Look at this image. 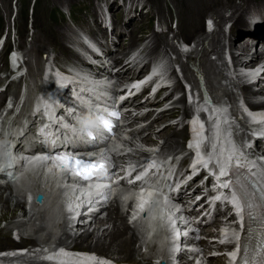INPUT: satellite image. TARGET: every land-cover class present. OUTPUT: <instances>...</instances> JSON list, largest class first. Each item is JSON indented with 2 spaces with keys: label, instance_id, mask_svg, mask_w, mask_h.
<instances>
[{
  "label": "rangeland",
  "instance_id": "rangeland-1",
  "mask_svg": "<svg viewBox=\"0 0 264 264\" xmlns=\"http://www.w3.org/2000/svg\"><path fill=\"white\" fill-rule=\"evenodd\" d=\"M160 1L162 2L163 12L161 13L162 15L158 16L156 10L152 7L156 3V0H0V38L2 39L3 37H5L3 52L7 51V49H14V48L18 49L17 56L19 59H17L16 61L19 65H21V70L19 71L18 75L20 74L22 75L21 78L18 77L14 78V75L12 74L10 76L5 77V75L10 73V69L8 67L7 61L0 60V87H3L4 85H6V83H9L8 84L9 88L6 89L5 92L7 96V103H8L7 106L15 99V95L17 94L20 88H24L22 97H23V101L28 104L36 93L39 92L41 93L42 90H44L47 87V85H51L49 78H44L43 80L40 77L41 67L43 65L45 55H49L50 58L53 60V64L55 65L59 63L64 64L66 63V61H71V59H73L74 57V53L69 48V45H72V42H74L73 39L77 37V33L78 35L80 33L82 34L85 33L92 38V36L89 35L87 29L83 26L89 27L90 29L94 30L93 38L95 37V35L97 36V34L105 35V32L103 30L104 25L102 23V18L104 17L107 19H111V21L114 23L113 25L115 26L116 29L115 32L117 35L119 31L123 32V36H121L120 38L118 36V42L112 48V52L108 53L110 59H112L113 65L117 66L116 68L117 70L119 67L118 61L122 62V64L124 63L125 65L129 64L128 61L125 62V60H127V56L123 57L122 60L121 55L123 50H125V48L127 50L129 49V47L127 46L128 44L127 42L130 32L133 31L138 38L147 36L146 34H148V32H152L153 30L154 32H159V33L167 32L168 33L167 38L170 39L169 43L174 47V49L176 50L175 52L171 53V51H167L166 47L161 46L160 48L161 50L159 49L160 51H158L157 53L146 54L145 56L144 48H146L149 45V41L145 40L143 43H141L140 41L136 42L139 45L141 44L140 46L143 51L140 54V59H138L137 62L141 61L143 57L154 56L155 58L152 63V65H154L156 64V62L158 63L160 62V58L165 57L164 61L162 62V66H163L162 68L165 67L163 69L162 78L164 84L166 85L164 87H161L162 89H164V92L159 95L158 93H156V97L154 98L153 103L149 104V106L153 109H150L149 112L145 113L149 108L147 106L141 108L142 111H138L136 114L137 118L139 119L136 120L135 123L133 122L134 124H132V127L129 130H127V132L121 133L122 134L121 138H123V140H119L117 139V137H115V142H117V144L115 143V145L118 146L117 151H119L121 155L123 154L125 155L123 159V164L129 163L130 161L137 159V157L145 155V153L149 154L153 152V154L156 155V151H159V154L173 152L174 154H176V160L180 161L181 160L179 156L181 149V147H179L180 145L172 144L171 142L172 138L170 136L166 138L167 140L164 137H160V133L166 131L170 126L172 127V130L173 129L177 131L185 130V128L182 129L180 128L181 126H179V123L181 122V119L179 117V113L176 112L178 110L176 104H178L179 101L171 102V99L173 97L174 98L176 97V99L179 97L181 91L180 89H175V85L177 84L181 85L182 81H185L187 79L186 77L187 68L191 78L190 81L191 83L195 82L194 75H196V72H193L190 69L189 65H187V62H185L184 60L185 57L183 55H182L183 59L182 60L180 59L181 56L178 54L179 52L177 51L178 44L180 41H182L181 40L182 37L178 35L176 36V34H179L180 32L178 26V18L176 16L177 15L176 12H178L177 6L175 5L173 0H160ZM245 1H246L245 13L244 12H243L244 14L240 13L239 16H235L234 19L232 18V20H230L231 11L229 9L223 10L221 12L225 21H220L218 18L216 19L211 12H206V14L203 16L204 18L207 17L210 20L211 29L207 31V27H208L207 24L205 30L204 28H202L199 33L191 35L190 37L192 41H195L198 44V46H196L197 51L195 50L196 51L195 57L197 54H199V58L197 57L198 63L195 62L196 64H194V67H196L197 65L198 71L202 74L206 89L211 93L212 97L216 98V100H221L223 97H225L226 99H228L229 104L232 103V100L234 98L240 97L239 88H238V86L240 85L239 83L240 80L238 77H236L237 75L232 70L231 66L226 65V63L223 60V57L222 59H217V54H215L214 52H209L211 50L209 40L213 36L215 38L218 37V39L220 38L221 45H223L225 48V45L228 46L229 38L237 37L238 32H241L243 30L244 24H248V21L252 19L254 20L256 19L259 21L257 25L264 23V19H263L264 0H245ZM237 3H241V0H235L236 5H238ZM241 15L243 17H241ZM163 18L165 20L164 22L162 21ZM33 19H34V23H33ZM126 21H128L129 23H125ZM166 22H167V26L166 24H164ZM229 22L233 23L232 29H234V31L231 33L234 36H232V34L228 35ZM219 24L221 27V33L218 36L217 33L215 35V33L213 34V32L217 28H219ZM51 26L59 30L61 28L67 27L66 28L67 37L62 39V45L65 48L67 47L66 49L69 52L60 53V51L54 48V45H48L45 47V49L39 47L38 54L40 55L37 56L38 55L37 54L33 56L29 52L31 47H33V45L34 46L40 45L43 39L45 40L47 37H49L45 35L44 32L41 31V28H43L44 31L46 28ZM246 26L247 25H245V27ZM120 28H123V30H121ZM200 35H202V37H200ZM93 38L92 40L94 41ZM204 38L206 40H203ZM108 40H110L109 37ZM109 42L111 43V47H112V44L114 43L113 40L112 41L110 40ZM121 43L123 44L121 45ZM121 46L124 48L121 49L122 48ZM3 52H0V57L3 56ZM203 52L209 53L205 57L206 60L212 64L211 70L209 72V79L211 81L210 84L213 87L212 89H210L207 73L204 70V68H202L201 66L202 64L201 61L205 59V57L203 58V60L200 59V54L202 56ZM155 54H157L158 56L160 55V57H157V55ZM187 55H192V54L188 53ZM111 56H114V58ZM191 58L192 57H190V59ZM145 61L147 62V59ZM108 63L111 62L108 60ZM166 63L168 66L166 65ZM185 63L187 66L185 65ZM134 64H135L134 62L132 63V65L130 63L128 65L129 67L127 66V68L123 72H121V74L120 73L118 74L121 78L118 77L117 78L120 81H122L121 79H123L124 74L129 72V68L132 69L131 67ZM143 65L145 66V64ZM184 66L186 67L184 68ZM147 68H149V66ZM16 80H19V83L16 87H14ZM261 84H259L258 86H260ZM161 88H159V90ZM243 88H241V90ZM158 96L162 97L164 102L156 106L157 105L156 98ZM173 106L174 108L170 110V108ZM231 106L233 107V105ZM163 111H174L175 112L174 119H169V118L163 119V117L158 116ZM144 113L146 114V116L142 117ZM148 114L149 115L151 114V116L147 117ZM4 117H5L4 111L2 110V114L0 111V121H2ZM157 117L159 120L157 119ZM149 124L152 125V129L148 131L146 129ZM1 126L2 125L0 123V129ZM135 129L136 130L142 129L141 131L142 133L134 134ZM185 137L186 136L184 137L181 136V139L183 140ZM143 138H145L144 141L151 140L149 145H147L143 141ZM181 139L178 140L181 142L182 141ZM111 143L114 144L113 142ZM110 147H112L111 144ZM31 176L32 175L30 176L27 175L26 176L27 180L25 178L24 183L22 181L20 186H17L15 182L11 180H9L10 182L8 180H2L1 182V185H3L4 187L8 184L9 189L6 188L7 186L4 188L3 186L0 185V189L1 192L3 193V196L4 197L7 196L10 199L11 209L14 210L12 214L8 215V217H12L11 221L7 219L0 220V228L9 227L12 230L11 233L9 234L10 237L9 240L10 244H8L9 246L26 247V251L23 254L22 258L18 259L22 263H30L31 260H32L31 263L35 262L39 258V254L42 253V251H46L50 249L52 247V244L56 243L58 240H61L64 237L63 234L66 233L63 230L64 215L66 214V212L62 211L65 209H62L61 205L57 206L55 201L56 200L58 201L60 197L59 193L61 194V192L67 190V188H62V189L58 188L59 187L58 185H60L61 187V184H59L60 180H55V182L53 180H48L44 173L40 174V172L38 173L36 172L34 177ZM51 181H53V183ZM65 184L71 185L73 184V182L67 181ZM48 190H49V194H48ZM51 192L52 194H50ZM70 192L72 195V191ZM53 194L55 198L54 196H52ZM26 197L27 199L30 200L29 203H25ZM70 197L71 200L73 201V196ZM40 198H42V201H40ZM32 199L33 200L36 199V203ZM22 201L24 208L21 209L20 207L19 208L16 207L15 204L18 202L22 203ZM37 201H39L42 204L39 205V202ZM109 206L115 207L116 204L115 202H113ZM113 207H108L103 209L104 213L106 212L105 218H102L104 221H102L100 218V211L93 214L91 217L96 219V222L98 220H101L103 223L104 222L106 223L107 222L106 216L108 217L109 210ZM121 212L125 214L123 209ZM2 213L3 211L0 205V215ZM94 219L93 221L95 222ZM93 224L94 223L92 222L91 225L93 227L92 230H90L89 226L87 227L85 225H80L79 227L77 226L76 231L77 233L82 234L85 230H88L91 233L94 231V228L97 227V223L95 224V226ZM127 226H128V228L126 229L127 237L133 239V236L135 234H136L135 236H137L134 242V246L137 252L135 254L133 252L132 255L133 257H131V259L127 261H131V263L133 262V264L134 263L152 264V262H149V260L147 259H151V258L156 259V257H159L158 256L159 254H161V257H159L158 259H161L162 261L165 260V257L162 252L164 245H162V248L159 247L156 248L155 241H152L149 244H147L146 246L148 247H146L145 250L147 252L141 254L138 250L143 245L142 242H144L143 241L144 237H142L141 233L133 224L128 222ZM16 227H18V229H16ZM109 227H110L109 224H105L102 230L111 229V227L110 228ZM210 230H212V232H215V230L213 229ZM101 231L96 236L94 233L90 234L91 235L90 237L94 238V243L96 242L97 239L103 240V238L97 237L100 235ZM12 233L15 239L17 240V242L11 239ZM34 237L37 242L36 245H34V247H31L32 245L28 244V242L30 240H33ZM105 239H106L105 241L108 242V239L107 238ZM3 240L5 239L0 238V245L3 246V247L0 246V249L7 248V242L4 243ZM5 241H7V239ZM25 242H27V244H23ZM209 244L210 247L214 246L213 243H209ZM70 245L75 248L76 244L73 245V243H71ZM97 245H100V247L104 246L101 244H97ZM98 249L97 252L99 254H103L99 252ZM78 250H83V249L80 248ZM109 254H111V252ZM110 256L112 258L113 257L116 258V254L115 255L111 254ZM5 263L10 264L9 262L6 261ZM203 264H210V263L204 262Z\"/></svg>",
  "mask_w": 264,
  "mask_h": 264
},
{
  "label": "bare ground",
  "instance_id": "bare-ground-1",
  "mask_svg": "<svg viewBox=\"0 0 264 264\" xmlns=\"http://www.w3.org/2000/svg\"><path fill=\"white\" fill-rule=\"evenodd\" d=\"M173 1H174L175 5L177 6V9H178V12H176L177 13L176 16L178 18V26H179V29H180L179 34H176V36L178 35V36L182 37L181 40L182 41H187V42L189 40L192 41V39H190L191 35H194V34L199 33L202 28H204V30H205V21H203V18H204L203 15H205L206 12H211L212 15L215 16L216 19L218 18L220 21H225L224 20V17L222 16V13H221L223 10L229 9L231 11L230 12V16H231L230 17L231 18L230 20H232V18L234 19L235 16H239L240 13H243V12L245 13V10H246L245 9V6H246V1L245 0H241V3H237L238 5L235 4V0H173ZM247 2H249V1H247ZM152 7L156 10V13H157L158 16L159 15H162L161 13L163 12V7H162V2L160 0H156V3ZM242 15H241V17H243ZM162 21L163 22L165 21L164 18H163ZM33 23H34V19H33ZM102 23H103L104 27H107L106 28L105 37H107V35H108V36H111V37H113L115 39V42L112 45L114 47V45H116L117 42H118V36H119V38L121 36H123V32L122 31H119L118 32V35L116 34V32H115L116 29H115V26L113 25L114 23L111 21V19H107V18H104L103 17L102 18ZM125 23H129V22L126 21ZM164 24H166V26H167V22L164 23ZM232 25H233L232 22H229L228 23V31H229V34L228 35L232 34L231 32L234 31V29H232ZM245 25H248V24H244V27H245ZM52 26L46 28L44 31H43V28H41V31L44 32L45 35H47L49 37H47L45 40L43 39V41L40 43V45H37V46H34L33 45V47H31V49L29 50V52L33 56H35V55H37L39 53V51H38V48L39 47L45 49V47L48 46V45H54V48L56 50L60 51V53L61 52L62 53H68L69 52L66 49L67 47L65 48L62 45V39L67 37V34H66V30H67L66 28L67 27L66 28H61L59 30L57 28H53ZM63 27H65V26H63ZM83 27H85L87 29L89 35H91L92 38H93L94 30H92V29H90L89 27H86V26H83ZM58 28H60V27H58ZM256 28L257 29H256V31L254 33L262 41V51L258 53V56H262L264 54V41H263V39H264V23L259 24V25H256ZM120 29L123 30V28H120ZM107 30H109V31H107ZM243 32H244L243 30L241 32H238V34H237L238 36L235 37L237 39H235V38H229V40H228V46L227 47L230 50L231 57H232V62H233V66L234 67H239L241 64L243 65V63H244V65H248V66H254V65L257 64V61H255V59H253V58H251L248 61H244L243 63H241L239 61V59H238V56L235 55L236 52H239L240 54H245V53H247V52L250 51L249 44L247 42L246 43L244 42L245 41L244 40L245 38L243 37V35H244ZM214 33H215V35H216V33H217L218 36L220 35V33H221L220 24H219V28H217L213 32V34ZM81 35H82L81 40H84V38H85V40H86V41L84 40L85 42H90L92 40V38L90 36H88L87 34H85V33L84 34L81 33ZM146 35H147V36H145L146 38L144 36L141 37V38H138L133 31L130 32V35H129V38H128V42H127L128 43L127 46L129 47V49L131 48L130 46H135L137 44L136 42H138V41H140L141 43H143L145 40H148L149 41V45L146 48H144L145 49V51H144L145 52V54H144L145 56H146V54H154V53H157L158 51L161 50L160 49L161 46L162 47L163 46L166 47L167 48V51H171V53L176 51L174 49V47L172 45H170V43H169L170 39L167 38V35H168L167 32H160L159 33V32H154V30H153L152 32H148V34H146ZM77 36H78V33H77ZM232 36H234V35L232 34ZM200 37H202V35H200ZM75 38L73 39L74 41H75ZM93 39H95V37ZM183 39H186V40H183ZM67 40H68V38H67ZM203 40H206V39L204 38ZM209 42H210V48H211V50L209 52H214L215 54H217V59H222L221 54H222V51L224 49V46L221 45L220 38L218 39V37L215 38L213 36L209 40ZM78 43H80V42L77 41V44ZM122 44L123 43H121V45ZM81 45H82V43H81ZM123 48L124 47H122L121 49H123ZM182 49H187V47L184 45V46H182ZM126 51H127V49L125 48V50H123V52H122L121 59L123 57H126L127 56L128 52L126 53ZM110 52H112V50L108 51L106 54H104V53L103 54L105 55L106 58H108L111 61V64H109V65H110L111 70L116 71L115 72L116 77L121 78L118 74L119 73L121 74V72H123L130 63L132 65V63L134 61L129 62V64H127V65H125L124 63L122 64V62L118 61L119 62V67H118V70H117L116 69L117 66H114L113 65L112 59H110V56L108 54ZM208 54L209 53H207V52H203L202 53V56L200 54V59L203 60V58L205 56H207ZM39 55L40 54H38L37 56H39ZM155 55H157V54H155ZM111 57L114 58V56H111ZM157 57H160V55L159 56L157 55ZM190 57H192V55H190ZM154 58H155L154 56H152V57H143L141 59V61H138L137 63H135L131 67L134 70V72L136 71V69H134V68H137L138 71H139V73H140L139 76H138V78H137V80L139 79V77H140V75L142 73H144V72H146V70H148L147 67L150 66L153 63ZM14 59L15 58H13V60ZM146 59H147V62L145 61ZM0 60H4V56L0 57ZM160 60H161V58H160ZM80 62L83 63L82 61H80ZM125 62H127V60H125ZM201 62H202V64H201ZM201 62H200V64H201L202 68H204V70L207 73L208 81H209V85H210V89H212L213 87L210 84L211 81L209 79V72L211 70L212 64L209 61L206 60V57ZM143 64H145V66ZM164 64H165V62H164ZM154 65H156V64H154ZM166 65H167V63H166ZM185 65H186V63H185ZM186 66H184V68ZM42 68L43 67H41L40 75L42 74ZM263 69H264V67H263ZM45 70H46V73H49V70H50L49 65H46ZM188 72L189 71H188V68H187V75H186L187 79L185 81L190 82L191 81V78H190V75H189ZM55 74H58V73L55 72ZM128 74H129V72H127L126 74H124V77L121 80L126 79ZM159 74H160V77H162L163 71H162V75H161V72ZM164 74H166V73H164ZM252 75H254V74L252 73ZM62 76H63V78H60L62 80H58V83L61 86L66 85L68 82H70V83L73 84V81L75 80V77L78 78V79H80V80H82V85L79 86V87H75V89L77 90V93H79L78 95H79L80 99L83 102H87L88 105H93V103L91 101V97L89 95H93V96L95 95V97H98V95H105V96H108L109 95L106 90H102L101 88L99 89L97 87H91L89 84H87V83L90 82L89 81V78L84 79V78H80L79 76H69V75H62ZM243 77L248 78L247 76H244V75H243ZM155 78H156V76L154 77V79ZM119 82H122V81L119 80ZM130 82L132 83V84H130L131 87L133 85H137V83H135L133 80H130ZM18 83H19V80H16L15 81V85L13 84L14 87H16L18 85ZM261 83H264V71L260 75V77L258 78V81L255 83L254 88L255 87H258V85L261 84ZM193 84L195 85V82H193ZM181 88H182V85H180V84L179 85L178 84L175 85V89H181ZM195 89H197V88H195ZM61 90H62V87L56 88L57 93H60ZM242 90H243L242 92L245 93V94H249L252 91V90H250V88H247V87L243 88ZM163 92H164V89L161 88L157 93L159 95V94H161ZM257 94L259 96H264V86L263 87L261 86L259 88V90L257 91ZM183 100H184V98L182 96V97H180V99L178 101L182 103ZM57 102H58L59 105H63L67 110L73 112V114H75L77 118H82V117L84 118V116L82 115L81 108L80 107H77L75 104H71L72 102H70L71 105L70 104H67V102H69V101L68 100L67 101L63 100V96H57L56 97V103ZM163 102H164V100L162 99V97L158 96L156 98V103H157L156 106H158V104H161ZM51 103H53V102L51 101ZM232 105H233V107H235V104L234 103ZM240 105L242 106V103H240ZM263 105H264V102H263ZM223 107H227V104H225ZM141 108H143V105L137 106V109H141ZM148 108L149 109L145 113L149 112L150 109H153L150 106H148ZM173 108H174V106L171 107L170 110L173 109ZM202 108H204V107L202 106ZM217 108H220L221 109V106L218 105L216 107V109H213V110H208L207 108H204V111L206 112V114H208L207 116L210 119L213 118V116L215 117L214 118L215 119L214 120L215 125H216L217 122H219L221 120V115L216 114ZM241 109L245 110L248 113V111L246 109H244L243 107H240V110ZM176 112L179 113L180 111L177 110ZM145 113H144V115L142 117H145L146 116ZM174 113H175L174 111H163L158 116L163 117V119H168V118L169 119H174V117H175V114ZM150 116H151V114L150 115L149 114L147 115V117H150ZM240 116H242V114H240ZM225 117L227 118V115ZM226 118L224 119L225 122H222V125H220V126H221V128H223V131H224V129H226V134H228V130L230 131V128H228V130H227V127H230L233 124V122H226ZM138 119L139 118H137V116H136V118H134V123ZM157 119H158V117H157ZM251 120H252V117H251ZM254 120L257 121V122H260V119H258L257 117H253V120L252 121H254ZM243 122H245V120H243ZM246 122H249V120L246 121ZM71 123L72 122H70V120H66V119H63V121H62V124H63V127L64 128H67V126H69ZM212 123L213 122H210L209 123V126L213 125ZM179 126H181L180 127L181 129L184 128L183 121H181L179 123ZM142 129H138V130L135 129L134 134L142 133L141 132ZM151 129H152V125L149 124L146 130L149 131ZM210 130H212V129H210ZM169 133H171V134H169ZM230 133H231V131H230ZM186 134H187L186 133V130H180V131H177V130H174V129L172 130V127L170 126L166 131H163V132L160 133V137H164L166 139L167 137L170 136L172 138V140H171L172 144H179L180 145L179 147H181L182 146V141L180 142L178 139H181V136H183V137L186 136ZM121 136H122V134L119 133V136H118L117 139L123 140V138H121ZM145 138H143V141L145 140ZM226 139L227 138L225 137V135H224L223 132H221L219 135H217L215 137L212 136V134H211V141H209L211 143V146H210V155L208 157L209 160L213 157V155L215 153H217V150L224 143V141H227L228 140V139L227 140ZM228 141L230 142V146H231L232 145V142L230 140H228ZM144 142L147 145H149V143L151 142V140H146ZM167 142H169V141H167ZM113 143H116L117 144V142H115V141ZM193 144L195 145L197 152H199V150H201V140L199 139L197 142H194ZM152 154H153V152H152ZM35 155L36 156L30 155L27 158H25L23 160L25 163L23 164V161L20 160L21 155L19 153H15L14 156H9L8 158L4 159L1 162V165L3 163H7L10 166L19 165L18 168H17L18 171H19V169L21 168V166H23V170H24L26 162L27 161H30L31 163L29 162L30 164H28L26 166L27 168H29V171L30 172H26L25 173V172L22 171L21 174H18L17 175V177L13 175L14 172H10V174H12L11 179L12 180H16L20 184L22 183V181L24 183V179L26 178L27 175H29V176L32 175L31 177H34V175L36 174V172L37 173L40 172V174L41 173L42 174L44 173L46 175V178L48 180H53L54 182H55V180H60L59 181V184H61V187H60V185H58L59 186L58 188H61V189L62 188H67V190L72 191V195H69V197H68L70 200L68 202H66L67 204L65 205L67 209L62 210V211H65L66 212V210H68L67 212L75 213V212H77V211L80 210L81 206H83V205L85 206L87 203H89L90 200H92L95 197L94 191L92 189H89V188L84 187V184H81L80 183L81 184L80 187H78L76 189V187H77L76 185L78 184L77 183L78 181L72 180L71 182H73V184H71V185L64 184V181H63V178L65 177L64 176V173H62L58 168H55L52 164H49L46 161L43 163L44 160H47V158H48L47 156H45L43 154H35ZM223 156H224V153L223 152L220 153V157L223 158ZM124 157H125L124 154L121 155L119 157V160H123ZM245 157H247L245 152H244V154H241L240 153V157H239L240 162H242ZM235 158L238 159L237 155H235ZM228 159H229V157H228ZM213 160L215 161L214 158H213ZM204 164L206 165L205 162H204ZM158 167L159 168H163V165L162 164H158ZM256 168H258V170L264 176V173H263L264 172V167L262 166V164L258 163V166ZM253 173H254V175L256 177H258L257 172L255 173L254 170H253ZM53 176L54 177H57L58 176V177L57 178H54ZM26 180H27V178H26ZM53 181H51V182L53 183ZM96 183H100L102 185V182H96ZM87 184H89L87 186H90V183H87ZM195 185H197V184H195ZM6 186H5L6 188L9 187L8 184ZM93 186H100V185H93ZM65 192L66 191L64 190V191L61 192V194L59 193V196H60L59 197V200H61V202H62V199L66 200V197L68 196V195L63 196L65 194ZM68 193L71 194V192H68ZM86 193H88V194H86ZM52 196H54V194ZM70 196H73V201H75V202H73L71 200V197ZM128 197H131L133 199L135 198V200L133 202V207H132L134 214H141V212L143 213L142 209H145L147 211V212L145 211L146 213H145V216H144V220L143 219H140V223H141L140 229L143 232V236H142V237H144L143 245H145V247H148L146 245L149 244L152 241H155V243L157 244L156 245V248L157 247L162 248V245H164L163 247L166 246V248L170 247L172 249L173 244H174V248H177L180 245H182V246L188 245L189 240L187 239L185 241V243H180V245L178 246L177 241H175L176 240V237L175 236H173V237L170 236L172 234V229H171V233H168V231H169V223L174 222V220H173V216H174L173 215V212L176 211V209H177V207H172V206H175L174 204H172V206H171L169 203H166L170 207H168V206L167 207L161 206L160 208H158V206L160 205L159 204L160 202H159L158 203V206L156 205L151 210L150 209H147V207L145 208L143 206L142 201L144 199L148 198V197L149 198L151 197L153 201H162L160 199L161 197L158 194H155L151 189H145L144 191H139V194H135V192L133 190H131V192L128 193ZM124 198H126V196ZM84 199H86L85 202H84ZM37 202H39V201H37ZM113 202H115L116 206L115 207L109 206V207H113V208H111L109 210L108 217L106 216V218H107L106 219V221H107L106 223L105 222L104 223L102 222V221H104L103 219H101L102 221L101 220H98L96 222V219H94V218L91 217V221H90V224H89V228L91 227L92 222L94 223L93 224L94 226L97 223V227L94 228V231L93 232L90 233L88 230H85L82 234H80L77 237V239L80 240V242H79V245H77V244L75 245V248H78L79 247V248H81L83 250H75L73 248H70V249H68V248H66V249L60 248L59 249L58 252H62L64 254H67L68 255V257H67L68 259L67 258H64V257H61V255L60 256L57 255V253L55 252L56 250L54 248V249H48L46 251H42V253L39 254V258L36 261L34 260L35 262H33V263H31L32 262L31 259H30L31 260L30 263H22L18 259H21L23 255H17L15 258H12V257H0V264H6L5 261L6 262H9L10 264H67L64 261H61V259H65L66 261H68V260L72 261V263H69V264H126L128 262L131 263V261H127V260H129V259H131V257H133L132 256L133 255V252H134V254L137 252V250L135 249V246H134V242H135L137 236H135L136 234L135 235L133 234L134 235L133 236V239L127 237V231H126V229L128 228V226H127V224H128L127 215H125V214H123L121 212L123 206H121V201L120 200H115ZM40 204H42V203L39 202V205ZM0 205H1L2 211H3V213L0 215V220L1 219H7V220H10L11 221V218L12 217H8V215L9 214H12L14 210L11 209L10 199L7 196L6 197L3 196V193L1 192V189H0ZM15 205L18 208L19 207L21 209L24 208L23 207V201H22V203L21 202H18ZM62 209H63V206H62ZM119 213H120V215H119ZM67 214H70V213H67ZM164 217H165V219H164ZM93 219L95 220L96 223L93 221ZM105 224H109V226L111 227V229H109V230L108 229L102 230ZM222 225H225V224H222ZM209 228H211V227H208L207 229H209ZM16 229H18V227H16ZM11 231L12 230L9 227L0 228V238L1 239H5V240L7 239V241L3 240L4 243L7 242V248L6 249H0V253L3 252V251L8 250L9 247H12V246H9L8 245V244H10L9 234L11 233ZM100 231H101V233L99 235L100 237L99 236H97V237L98 238H103V240L97 239L95 237L97 234H99ZM223 231H224V234L225 235H229V232H230L229 229L225 228ZM174 232L177 235V230H175ZM206 232H209V234H210L212 232V230L209 229V230H206ZM93 233L95 234L94 237L97 239L96 242L93 243V245L90 244V243L88 245H84V243L86 241H88V240L93 241L94 240V238L90 237L91 236L90 234H93ZM63 235L66 236L65 233ZM105 238L108 239V242L105 241L106 240ZM217 238L220 239V236H217ZM36 242L37 241H36V239L34 237L33 240H30L28 242V244L32 245L31 247H34V245H36ZM74 242L76 243V239H74ZM23 244H27V242H25ZM97 244H101V245H104V246L103 247H100V245H97ZM0 246H2V245H0ZM12 248H14V247H12ZM12 248L9 249V250H13ZM25 248H26L25 246H22V247H15L14 249L23 250ZM97 249L99 250V252H101L103 254H99L97 252ZM86 250H89L93 254L86 255V254H81V253H77L76 254V253L73 252V251H79V252H81V251H86ZM108 252L109 253L111 252V254H114V255L116 254V258H114V257L112 258L110 256L111 254H109ZM78 254H80V255H78ZM86 256H88L90 258H88ZM158 256L161 257V254H159ZM44 257H50L51 260L50 261H46V260H44ZM159 257H157V259ZM164 257H163V259H164ZM42 258H43V260H42ZM208 262L210 264H224V258L223 257H214V258H211L210 257L208 259Z\"/></svg>",
  "mask_w": 264,
  "mask_h": 264
},
{
  "label": "snow or ice",
  "instance_id": "snow-or-ice-1",
  "mask_svg": "<svg viewBox=\"0 0 264 264\" xmlns=\"http://www.w3.org/2000/svg\"><path fill=\"white\" fill-rule=\"evenodd\" d=\"M97 122L102 128H107V121L102 117H97ZM57 162L66 170L72 172L75 176L88 180L94 176L103 174L106 165L102 159L100 160H84L75 156H57Z\"/></svg>",
  "mask_w": 264,
  "mask_h": 264
},
{
  "label": "water",
  "instance_id": "water-1",
  "mask_svg": "<svg viewBox=\"0 0 264 264\" xmlns=\"http://www.w3.org/2000/svg\"><path fill=\"white\" fill-rule=\"evenodd\" d=\"M221 124L219 123V122H217L216 123V125L214 126V128H213V133H214V135L215 136H217V135H219L221 132H222V128H221V126H220ZM221 150H222V152L223 153H231L232 152V147L230 146V144L228 143V141L227 142H224L222 145H221ZM34 167V166H33ZM32 167V168H33ZM28 170H29V168H28ZM93 191H97V190H94V189H92ZM66 192H65V194L63 195V196H65V195H68L67 197H66V201L68 202L70 199L68 198L69 197V195H71L70 193H68V192H70V190H65ZM86 194H88V193H86ZM145 201H146V199H145ZM161 206H163V207H167L166 205H164V204H160L159 206H158V208H160ZM164 219H165V217H164Z\"/></svg>",
  "mask_w": 264,
  "mask_h": 264
}]
</instances>
